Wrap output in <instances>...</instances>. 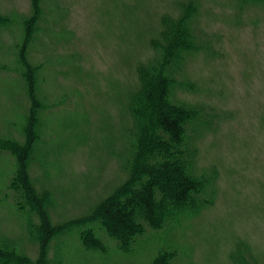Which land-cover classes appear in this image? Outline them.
Listing matches in <instances>:
<instances>
[{
  "label": "rangeland",
  "instance_id": "374dc122",
  "mask_svg": "<svg viewBox=\"0 0 264 264\" xmlns=\"http://www.w3.org/2000/svg\"><path fill=\"white\" fill-rule=\"evenodd\" d=\"M188 11L195 43L173 89L211 116L194 168L215 178L214 202L126 252L96 207L128 180L129 100L160 52L154 38ZM23 150L56 230L45 247L37 214L19 212L8 189ZM89 228L106 251L85 248ZM166 244L176 264H238L242 247L264 264V0H0V264H149Z\"/></svg>",
  "mask_w": 264,
  "mask_h": 264
},
{
  "label": "trees",
  "instance_id": "16d2710c",
  "mask_svg": "<svg viewBox=\"0 0 264 264\" xmlns=\"http://www.w3.org/2000/svg\"><path fill=\"white\" fill-rule=\"evenodd\" d=\"M191 7L194 8L193 2ZM190 15L192 11L184 12V18L176 21L167 17L160 33L154 38L160 52H157L154 63L140 68V84L129 100L134 124L131 129L128 180L96 207L97 219L126 252L131 251L140 236L149 229L159 230L178 224L214 202L215 178L198 173L194 168L197 153L195 137L210 125L211 116L202 114L198 106L178 99L173 89V69L180 66L184 52L195 43L193 24L182 21ZM25 76L34 98L32 88L35 79L30 67H27ZM17 158L18 166L8 189L19 212L29 213L31 210L37 214L39 224L31 222L30 227L33 234L40 236L39 240L45 247L56 230L41 201L42 197L28 179L25 168L27 151H21ZM79 230L86 249H108L95 229ZM2 249L0 247V260L4 261L3 258L9 255ZM245 252L246 248L242 247L241 254L237 255V259L240 258L238 264H251L241 258H245ZM177 256L176 247L162 245L149 264H176ZM12 261L10 264H14Z\"/></svg>",
  "mask_w": 264,
  "mask_h": 264
}]
</instances>
